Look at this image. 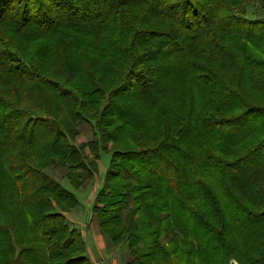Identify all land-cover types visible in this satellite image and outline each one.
Wrapping results in <instances>:
<instances>
[{
    "label": "trees",
    "instance_id": "trees-1",
    "mask_svg": "<svg viewBox=\"0 0 264 264\" xmlns=\"http://www.w3.org/2000/svg\"><path fill=\"white\" fill-rule=\"evenodd\" d=\"M264 0H0V264H264ZM93 129L76 143L78 125ZM95 156V157H94ZM87 181V182H86ZM103 206L101 207L99 206Z\"/></svg>",
    "mask_w": 264,
    "mask_h": 264
},
{
    "label": "rangeland",
    "instance_id": "rangeland-1",
    "mask_svg": "<svg viewBox=\"0 0 264 264\" xmlns=\"http://www.w3.org/2000/svg\"><path fill=\"white\" fill-rule=\"evenodd\" d=\"M246 13H247V17L249 18L264 19V15L262 14L260 8L255 2L249 4V6L246 7ZM77 129H78V136L76 138L77 144H79L80 142L90 141L94 137L93 129L91 128L90 125L86 123H81L80 125H78ZM110 160H111V153H105V152L99 153V158L96 160L97 172L93 174V176L95 175L93 177V181L90 182L86 181L87 183L81 186L78 190L73 189L72 185L65 177L64 169L52 168L47 170L46 174H48L53 179L58 181L65 189L75 194L81 204L75 210L65 214L71 227L78 228L81 231H85V233L87 234L86 238L89 240L92 239L93 234L94 235L96 234V236L98 234L99 236L103 237L104 238L103 243L106 246L107 252L109 254H111L112 252L114 254L113 259L118 258L119 262H121L122 258L125 255L124 254L125 252L127 253L128 258L130 260L127 247L124 246V247L113 248V246L110 244L108 239L103 235L102 231L100 230L98 226L97 217L92 212V206H94V200L96 198V195L102 189L103 181L110 165ZM99 207H101V209L103 208L102 205ZM86 245L88 248V242H86ZM91 254L92 252L87 250V256L92 260ZM230 264H238V262L236 260H231Z\"/></svg>",
    "mask_w": 264,
    "mask_h": 264
},
{
    "label": "crops",
    "instance_id": "crops-1",
    "mask_svg": "<svg viewBox=\"0 0 264 264\" xmlns=\"http://www.w3.org/2000/svg\"><path fill=\"white\" fill-rule=\"evenodd\" d=\"M81 233L84 236L86 242H88V251L92 252L91 257L94 264H121V262L122 264H127L129 262V258L126 252L124 253L125 258L123 257L121 262H119L118 258L113 259L114 254L112 252L111 254L107 252L106 246L103 243V237L99 236L98 234L97 236L96 234H93L92 239L89 240L86 238L87 234L85 233V231H81Z\"/></svg>",
    "mask_w": 264,
    "mask_h": 264
}]
</instances>
